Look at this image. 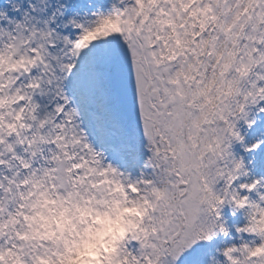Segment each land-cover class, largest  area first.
<instances>
[{
  "label": "snow or ice",
  "instance_id": "6c2138e0",
  "mask_svg": "<svg viewBox=\"0 0 264 264\" xmlns=\"http://www.w3.org/2000/svg\"><path fill=\"white\" fill-rule=\"evenodd\" d=\"M124 209L86 264H264V0H0V264Z\"/></svg>",
  "mask_w": 264,
  "mask_h": 264
},
{
  "label": "clouds",
  "instance_id": "9594fccd",
  "mask_svg": "<svg viewBox=\"0 0 264 264\" xmlns=\"http://www.w3.org/2000/svg\"><path fill=\"white\" fill-rule=\"evenodd\" d=\"M137 209H124L121 211L120 216L115 220L110 222L108 232L106 234H101L92 243L87 245L85 248L79 250V253L72 262V264H86L89 258L95 259L96 255L90 252V249L95 247H102L105 252L112 250V243L117 238V236L122 235L125 231V217L127 215H139ZM106 235H110L111 239H106Z\"/></svg>",
  "mask_w": 264,
  "mask_h": 264
}]
</instances>
